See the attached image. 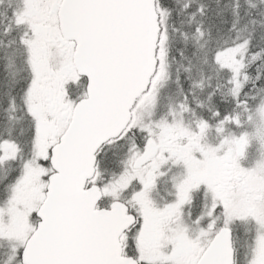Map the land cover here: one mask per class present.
Instances as JSON below:
<instances>
[{"label":"snow or ice","instance_id":"snow-or-ice-1","mask_svg":"<svg viewBox=\"0 0 264 264\" xmlns=\"http://www.w3.org/2000/svg\"><path fill=\"white\" fill-rule=\"evenodd\" d=\"M0 264H264V0H0Z\"/></svg>","mask_w":264,"mask_h":264}]
</instances>
